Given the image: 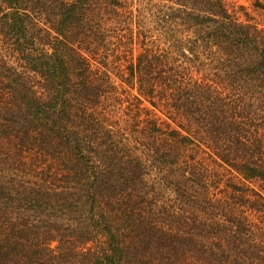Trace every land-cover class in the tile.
I'll return each mask as SVG.
<instances>
[{
  "label": "trees",
  "instance_id": "1",
  "mask_svg": "<svg viewBox=\"0 0 264 264\" xmlns=\"http://www.w3.org/2000/svg\"><path fill=\"white\" fill-rule=\"evenodd\" d=\"M130 1L0 0V264H264V4Z\"/></svg>",
  "mask_w": 264,
  "mask_h": 264
},
{
  "label": "rangeland",
  "instance_id": "2",
  "mask_svg": "<svg viewBox=\"0 0 264 264\" xmlns=\"http://www.w3.org/2000/svg\"><path fill=\"white\" fill-rule=\"evenodd\" d=\"M234 2V11H236L237 15L241 18L244 19L245 18V13H249L251 15H253L255 18L257 19H261L262 16V10L260 9H256L253 6V3L255 2L254 0H232ZM262 3V5L264 4V0H260ZM127 3H130V0H126ZM239 6L241 8H239ZM135 4L133 6V10L135 9ZM259 15V16H258ZM101 60V61H100ZM100 60L98 58H96V61H92L93 66L99 68L102 71H106L112 78V80L115 82V84H119L120 83V74H121V70L118 67H114V65H112L111 62H103V59L100 58ZM119 69V70H118Z\"/></svg>",
  "mask_w": 264,
  "mask_h": 264
}]
</instances>
